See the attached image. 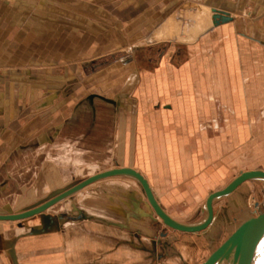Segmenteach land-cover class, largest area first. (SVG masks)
I'll list each match as a JSON object with an SVG mask.
<instances>
[{
	"label": "crops",
	"instance_id": "crops-1",
	"mask_svg": "<svg viewBox=\"0 0 264 264\" xmlns=\"http://www.w3.org/2000/svg\"><path fill=\"white\" fill-rule=\"evenodd\" d=\"M177 1L187 0H0V88L12 85L20 89L17 99L25 107L22 112H9L13 100L6 96V91L0 97L2 149L10 147L9 153H30L53 146L63 127L68 122L74 124L70 120L72 111L63 121L55 123L61 111L66 110L67 92L80 81H89L94 74L111 70H114L113 81L117 83L122 67L132 65L134 56L128 49L146 50L136 42L155 39V44L160 42L161 45L148 48L149 52L155 48L161 50L154 70L142 72L131 67L127 78L132 81L130 90L104 95L118 107L113 115V155L121 152V143L117 144L116 140L123 133L125 158L135 161V164L116 167L129 166L140 171L148 179L159 203L173 217L189 215V212H172L179 204L169 205V200L183 201V207L196 209L192 215H201V210H206L208 195L214 191L216 173L213 169L219 150L212 137V122L216 121L217 114L213 112L215 98L210 95L211 90L226 88L227 73L231 75L230 88H234L232 77L239 75L234 70L237 62L234 43L235 39L239 40L240 25L234 19L236 10H255L251 21L255 33L240 34L264 43V0H198L212 16L208 19L207 11H199L197 22L201 25L207 19L208 27L192 38L194 43L187 48L168 49L162 44L166 40L159 41L153 35L168 23L170 7ZM215 10L228 12L232 20L216 23ZM126 56L129 61L124 63ZM74 58L82 59L77 65L66 67L65 72L54 67L62 60ZM18 64L23 66L20 70L14 67ZM75 69L79 70L74 73ZM7 73L17 74L18 82L8 80ZM38 93L43 95L38 97ZM63 95H66L64 100ZM97 96L103 97L99 93ZM86 100L89 101V96ZM80 103L83 96L77 102ZM123 104H127V108L122 113ZM153 105L161 109L153 112ZM247 116L241 113V119ZM157 121L161 128H157ZM13 122H17L16 129H12ZM70 147L72 150V145ZM186 152L199 154V159L190 161L192 167L206 168L196 180H187L188 160L179 158L180 153ZM116 184L119 185L114 182L111 186ZM121 184L130 187L136 183ZM243 184L224 196L227 208L241 205L246 193ZM109 185H98L97 191L93 188L94 192L87 198L96 193L94 197L99 200H87V206L92 209L81 206L83 215L78 219L67 218L68 214L61 211L57 212L59 216L46 211L18 223L0 221V264H137L139 259L147 261L155 255L158 258V254L159 262L165 257L171 262L173 252L178 256L182 253L190 261L199 256L203 246H208L213 230L204 234L171 230V233H161L165 241L159 245L155 240L153 209L144 198L145 193L137 192L134 186L131 193H122L111 190ZM105 200L116 206L102 203ZM216 201L212 223L219 209ZM54 207L61 210L59 204ZM205 216L184 222H199ZM250 217L242 219L221 244ZM7 222L15 224H5ZM221 227L214 231L222 230ZM172 239L180 242L170 249L168 242Z\"/></svg>",
	"mask_w": 264,
	"mask_h": 264
},
{
	"label": "rangeland",
	"instance_id": "rangeland-1",
	"mask_svg": "<svg viewBox=\"0 0 264 264\" xmlns=\"http://www.w3.org/2000/svg\"><path fill=\"white\" fill-rule=\"evenodd\" d=\"M201 4L202 2L198 0L175 2L174 6L170 7L168 23L163 29L158 30L159 33L153 35V37L158 38L159 41L161 39V41L166 40L162 44H165L168 49L187 48L189 44L194 43L192 38H196L209 25L207 19H204L203 25L198 24L199 11H207L205 13L208 19L212 16L210 10H205ZM254 12L253 8L246 9L245 12L242 9H238L235 12L234 19L240 22L237 31L239 33L237 34L239 40L235 39L236 43H234L237 55L234 70L239 72V77H232V83L235 87L230 88L231 75L227 73L226 88H214L210 94L215 98V104L212 107L213 112L217 114L216 121L212 122L214 127L212 137L217 141L219 149L216 152V163L213 169L216 173V183L213 185L214 191L224 188L240 171L251 169L264 170V43L253 41L251 40L252 38H246V36L240 34L241 32L250 35L255 33V25L251 22L252 18H254ZM155 43V39L136 42V45H142L146 49L138 50V52L134 50V47L129 48L128 50L134 56L133 59L130 58L132 59L131 67H137L142 72L154 70L159 64L161 50L155 48L152 52H149L148 48L149 45H161L160 42L159 44ZM127 53L128 51H124V54ZM80 59L82 58L69 59L68 61L62 60L54 67L60 72H65L66 67L77 65L81 61ZM123 60L124 63H127L129 58L126 56ZM170 63L175 64L173 61H170ZM14 67L20 70L23 66L18 64L14 65ZM131 67H122V74L119 76L120 80H117V83L116 80L113 81L114 70H111L110 72L94 74L93 78L89 81L83 83L80 81L77 87L67 92V96L63 95V100L66 99L65 96L68 98L65 102L67 107L66 110L61 111V116L58 117L55 123L63 121L72 111L70 120H73L74 124L68 122L63 127L57 142L53 146L45 147L40 152L9 153L8 149L10 147L4 150L0 145V181L5 180L4 184H0V213L23 211L40 204L94 173L123 165L124 163L129 164L132 162L135 164L134 159L125 158L126 155L123 153V133L121 137L118 135L116 140L117 144L118 142L121 143V152L115 153V157L113 155L115 145L113 115L118 107L104 97V95L112 96L118 91L127 92L130 90L129 86L132 81L130 79L127 80V78ZM77 70L79 69H75L73 72L76 73ZM16 75L14 73L5 74L8 80L17 83L18 78ZM5 91L6 96L11 98V101L13 100V103L9 105L10 107L8 106V111H25V107H22L17 99L20 89H16L12 85L10 88H0V97L4 96ZM61 91L64 93L63 90ZM97 93L103 95V97H98ZM42 95L38 93V97ZM82 96L83 103L77 104ZM87 96H89V101L86 100ZM137 100L139 101V97ZM1 107L2 105H0ZM125 108H127V104L122 105V113ZM152 109L153 112L157 113L161 108L159 105H153ZM242 112L248 115L247 118L241 119ZM47 124L42 128H46ZM156 125L157 128H161L160 121H157ZM11 126L12 129H16L17 122H13ZM9 138L11 139V136ZM69 144L70 146L72 145V150L70 146L68 147ZM179 158L181 160H188L186 162L190 166L187 171L189 177L186 176L188 181L196 180L199 173L201 174L203 173L201 171L206 170V168L198 170L192 167L193 165L190 161L199 159V154L197 153H180ZM196 163L198 164V161ZM196 163L194 162L195 165ZM8 174L9 177H7ZM133 181L137 184V186L133 184L137 192L139 191L143 195L144 192L137 181L127 177H112L111 179L94 183L59 202L61 210L54 207L58 205L56 204L53 206L54 208L51 207L47 210V214L58 215L61 211L62 214H68L66 215L67 218L78 219L83 215L80 209L81 206L85 209H92V206H87V200H99L94 197L97 196L96 193H91L93 196L87 198L90 192H94L92 191L93 188L97 191L98 185L109 183L111 190L114 188L116 191L122 193H131L133 186L124 187L121 186V183L124 182L131 185ZM114 182L119 183V185L111 186ZM263 182L247 181L243 184L246 187V193L243 202L240 203L241 205L238 208H227V199L225 197L217 199L218 201L216 202L219 203V209L215 221L208 229L201 233L204 234L213 230V238L210 236L211 240L207 243L208 246H203L199 256L187 261V257L182 253L178 256L177 253L173 252L169 258L171 262H168L166 257L161 260L162 262H159L160 260L158 259L161 258H159L160 254H158V258L155 255L153 259L149 260L148 258L147 261L139 259L137 260V264H200L204 257L208 253L210 255L214 251L213 249L221 244L242 219L254 215L255 212L260 211L264 207ZM144 198H146L145 194ZM102 203L106 205L110 203V205L116 206L106 200ZM203 203L204 201H201V204ZM168 204H179L178 207L176 206L174 209H171L174 213L189 212V215H179L176 217L182 221H197L206 214V210H201V215H192L196 212V209L193 210L192 208L190 210L188 206L183 207V201L169 200ZM152 211L153 218L155 219V240L160 245L161 241H165L161 235L166 232L171 233L172 229L166 227L157 217L154 210ZM121 217L123 219L122 215ZM15 222L18 223V221ZM5 224L15 223L7 222ZM219 225L222 226V230L215 232L214 230H218ZM179 242L177 239L169 240V248L171 249ZM157 251H159V248Z\"/></svg>",
	"mask_w": 264,
	"mask_h": 264
},
{
	"label": "water",
	"instance_id": "water-1",
	"mask_svg": "<svg viewBox=\"0 0 264 264\" xmlns=\"http://www.w3.org/2000/svg\"><path fill=\"white\" fill-rule=\"evenodd\" d=\"M216 23L232 20L228 12L215 10ZM112 177H129L143 188L146 198L154 212L166 226L186 232H199L207 228L214 219L213 202L229 195L239 185L247 181L264 180V170L241 171L224 188L211 192L205 202L206 216L195 223L182 222L173 218L159 203L147 178L129 166L114 167L94 173L87 178L58 192L54 196L16 213H0V221H19L46 212L49 208L80 192L84 188ZM264 259V207L243 222L202 264H263Z\"/></svg>",
	"mask_w": 264,
	"mask_h": 264
},
{
	"label": "bare ground",
	"instance_id": "bare-ground-1",
	"mask_svg": "<svg viewBox=\"0 0 264 264\" xmlns=\"http://www.w3.org/2000/svg\"><path fill=\"white\" fill-rule=\"evenodd\" d=\"M203 23H204V20L201 22V25H203ZM169 26V25H168ZM148 180V179H147ZM149 182V181H148ZM141 186V185H140ZM151 186V185H150ZM240 186V185H239ZM142 187V186H141ZM143 189V188H142ZM144 191V190H143ZM145 193V192H144ZM232 193V192H231ZM215 202V201H214ZM214 202H213V204H214ZM156 214V213H155ZM157 215V214H156ZM172 216V215H171ZM157 217L162 221V219L157 215ZM173 217V216H172ZM173 218H175V217H173ZM175 219H177V218H175ZM178 220V219H177ZM179 221H181V220H179ZM182 222H184V221H182ZM162 223H163V221H162ZM190 223H195V222H190ZM164 224V223H163ZM165 225V224H164ZM166 226V225H165ZM166 227H168V228H170V229H172V230H176V231H179V232H184V233H199V232H203L204 230H206L207 228H205L204 230H202V231H199V232H186V231H181V230H178V229H174V228H171V227H169V226H166ZM263 264H264V259H263Z\"/></svg>",
	"mask_w": 264,
	"mask_h": 264
}]
</instances>
